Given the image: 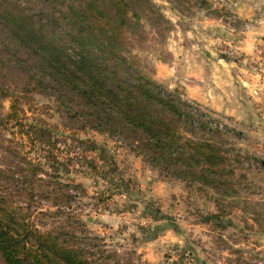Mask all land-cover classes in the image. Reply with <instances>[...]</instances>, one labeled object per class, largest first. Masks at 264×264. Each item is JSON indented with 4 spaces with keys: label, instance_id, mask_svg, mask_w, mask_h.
I'll list each match as a JSON object with an SVG mask.
<instances>
[{
    "label": "rangeland",
    "instance_id": "rangeland-1",
    "mask_svg": "<svg viewBox=\"0 0 264 264\" xmlns=\"http://www.w3.org/2000/svg\"><path fill=\"white\" fill-rule=\"evenodd\" d=\"M150 1L165 23L156 27L134 4L140 27L128 50L151 77L219 120L235 192L200 194L163 180L124 144L93 130L73 140L54 100L40 94L34 99L43 110L27 120L37 142L31 161L48 173L37 178L48 191L57 181L80 185L61 211L85 223L88 238L76 234L79 241L95 257L113 255L110 264H264V0ZM38 124L50 135L40 137ZM3 147L0 167L19 169ZM35 201L34 221L62 222L58 213L41 215L55 212L52 201Z\"/></svg>",
    "mask_w": 264,
    "mask_h": 264
},
{
    "label": "trees",
    "instance_id": "trees-1",
    "mask_svg": "<svg viewBox=\"0 0 264 264\" xmlns=\"http://www.w3.org/2000/svg\"><path fill=\"white\" fill-rule=\"evenodd\" d=\"M136 3L153 25L165 23L150 0H0V147L19 168L0 167V264H110L113 256L91 254L90 243L76 235L88 238L85 223L61 211L80 185L57 181L48 191L37 178L48 173L31 161L37 142L28 113L43 110L36 94L54 100L73 140L93 130L124 144L163 180L200 194L235 192L219 120L155 80L130 54L129 35L140 27ZM38 126L32 128L40 137L50 135ZM35 197L56 206L41 215L58 213L62 222L34 221Z\"/></svg>",
    "mask_w": 264,
    "mask_h": 264
},
{
    "label": "water",
    "instance_id": "water-1",
    "mask_svg": "<svg viewBox=\"0 0 264 264\" xmlns=\"http://www.w3.org/2000/svg\"><path fill=\"white\" fill-rule=\"evenodd\" d=\"M262 164H264V161H262Z\"/></svg>",
    "mask_w": 264,
    "mask_h": 264
}]
</instances>
